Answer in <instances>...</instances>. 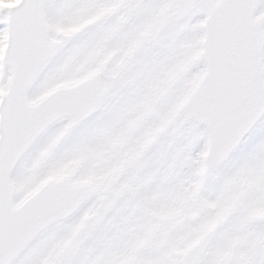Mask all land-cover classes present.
<instances>
[{
  "label": "snow or ice",
  "instance_id": "6c2138e0",
  "mask_svg": "<svg viewBox=\"0 0 264 264\" xmlns=\"http://www.w3.org/2000/svg\"><path fill=\"white\" fill-rule=\"evenodd\" d=\"M0 264H264V0H0Z\"/></svg>",
  "mask_w": 264,
  "mask_h": 264
},
{
  "label": "rangeland",
  "instance_id": "374dc122",
  "mask_svg": "<svg viewBox=\"0 0 264 264\" xmlns=\"http://www.w3.org/2000/svg\"><path fill=\"white\" fill-rule=\"evenodd\" d=\"M19 2V0H9V4L10 5H15ZM81 161L80 160H77V161H73L71 162L66 168H65V172H68L70 171L72 168L78 166V164L80 163Z\"/></svg>",
  "mask_w": 264,
  "mask_h": 264
}]
</instances>
